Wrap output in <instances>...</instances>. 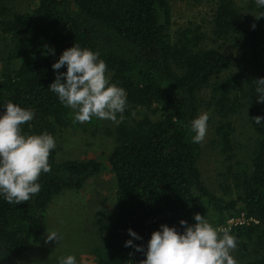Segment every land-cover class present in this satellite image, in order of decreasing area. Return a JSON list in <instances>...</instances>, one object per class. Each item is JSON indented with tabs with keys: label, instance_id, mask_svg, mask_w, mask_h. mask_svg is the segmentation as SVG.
<instances>
[{
	"label": "trees",
	"instance_id": "1",
	"mask_svg": "<svg viewBox=\"0 0 264 264\" xmlns=\"http://www.w3.org/2000/svg\"><path fill=\"white\" fill-rule=\"evenodd\" d=\"M5 1L0 0L1 12L7 11ZM251 1L255 29H241V13L231 0H221L213 16L212 32L218 39L245 35L235 53L202 46L192 29L172 39L168 0H35L31 10L0 20L17 61L14 68L0 64V116L8 102L31 109L35 117L30 126H22L25 134L46 131L54 137L70 124L69 108L49 86L57 75L52 65L75 44L99 52L111 72L110 83L127 93L128 107L108 156L117 210L100 228L106 249L96 251V264H140L161 225L183 233L180 221L193 225L198 213L219 227L231 211L257 221L231 230L241 264H264V121L253 120L264 117L255 82L264 78V17L256 19L264 7ZM228 70L212 85L214 109L227 118L246 106L256 139L249 163L233 173L235 198L224 201L201 178L200 144L192 143L191 121L198 117L199 90ZM59 71L66 73L67 67ZM232 129L229 121L216 127L230 161ZM55 155L56 149L50 155L51 172L38 181V195L18 205L0 195V264H34L32 254L46 228L44 214L51 200L64 189L81 188L103 168L95 159L57 161ZM129 229L142 237L133 243L145 252L125 247L133 239Z\"/></svg>",
	"mask_w": 264,
	"mask_h": 264
},
{
	"label": "rangeland",
	"instance_id": "2",
	"mask_svg": "<svg viewBox=\"0 0 264 264\" xmlns=\"http://www.w3.org/2000/svg\"><path fill=\"white\" fill-rule=\"evenodd\" d=\"M221 0H168L171 12L170 33L175 40L185 29L197 31L202 39V46L219 48L224 53H235L241 50V40L245 35L236 39H218L212 32V20ZM241 13V29L251 27L255 11L250 6L251 0H231ZM35 0H6L5 12L0 10V20L8 18L16 12L31 10ZM12 41L0 29V64L1 68H14L17 61L13 59ZM234 69V67H232ZM231 71V70H230ZM230 71L224 72L198 92L199 110L209 114L208 130L205 140L200 144V154L197 162L201 178L205 185L219 198L229 201L235 198L233 188V173L249 163L256 134L248 117L246 106L241 107L227 118L221 117L214 109L211 99V89L215 81L225 78ZM111 72L107 69L106 75ZM144 109L141 111L143 112ZM141 113H136L138 117ZM70 124L55 136L56 160L95 159L102 163V170L90 177L79 189H64L56 195L45 210V230L35 244L32 254L34 264H58V258L75 255L78 264H96V251H105L101 226L110 221L116 213V186L110 169L108 156L116 144L115 128L120 123L93 118L91 123H79L75 113L69 108ZM119 120V115H118ZM225 121L232 126L233 153L232 160H227L222 152L216 127ZM25 134V132H23ZM29 135V134H25ZM240 213L231 211L224 224L232 230L237 225H227L231 218L239 217ZM220 226L217 228H225ZM239 225V224H238ZM243 225V224H242ZM57 231L62 241L46 242V232ZM255 245L253 244V247ZM264 253V245L260 248ZM237 264L244 260L236 252H232Z\"/></svg>",
	"mask_w": 264,
	"mask_h": 264
},
{
	"label": "clouds",
	"instance_id": "3",
	"mask_svg": "<svg viewBox=\"0 0 264 264\" xmlns=\"http://www.w3.org/2000/svg\"><path fill=\"white\" fill-rule=\"evenodd\" d=\"M255 3L264 7V0H255ZM262 17L264 13L256 19ZM252 28L255 29V24ZM52 54L55 55L54 50ZM65 66L66 73H61L59 70ZM52 67L57 75L49 90L58 96L61 104L74 111L77 122L91 123L93 118L115 123L123 120L128 107L127 93L115 83H110L106 75L108 66L100 59L99 52L75 44L65 50ZM255 82L257 102L264 104V78ZM4 107L6 112L0 116V195L7 203L18 205L39 194L41 175L52 170L50 155L56 148V140L46 131L39 135L23 134L22 126H30L35 117L31 109L12 102ZM209 119V114L204 112L191 121L192 143L201 144L205 140ZM253 120L261 124L264 117L257 116ZM194 220L193 225L180 221L183 233L176 227L161 225V230L152 233L146 259L140 264H237L232 252L236 250L238 241L231 230L214 227L198 213ZM128 233L133 239H129L125 247L145 252L143 246L133 243L142 237L131 229ZM46 237V242L62 241L57 231L47 230ZM58 264L78 262L75 255H67L59 257Z\"/></svg>",
	"mask_w": 264,
	"mask_h": 264
},
{
	"label": "built area",
	"instance_id": "4",
	"mask_svg": "<svg viewBox=\"0 0 264 264\" xmlns=\"http://www.w3.org/2000/svg\"><path fill=\"white\" fill-rule=\"evenodd\" d=\"M249 221L257 222L256 220H253L251 218H246L245 214L241 213L239 217L231 218L229 221H227V225L230 227L231 225H242V224H248ZM226 225V224H225ZM223 225V227H225ZM222 226V225H221ZM220 227V226H219Z\"/></svg>",
	"mask_w": 264,
	"mask_h": 264
}]
</instances>
